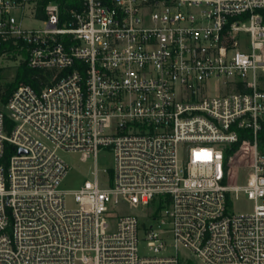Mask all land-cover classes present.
Instances as JSON below:
<instances>
[{"label": "built area", "instance_id": "1", "mask_svg": "<svg viewBox=\"0 0 264 264\" xmlns=\"http://www.w3.org/2000/svg\"><path fill=\"white\" fill-rule=\"evenodd\" d=\"M5 41L0 264H264V0H0Z\"/></svg>", "mask_w": 264, "mask_h": 264}, {"label": "rangeland", "instance_id": "2", "mask_svg": "<svg viewBox=\"0 0 264 264\" xmlns=\"http://www.w3.org/2000/svg\"><path fill=\"white\" fill-rule=\"evenodd\" d=\"M36 25V23H32ZM17 53V52H16ZM19 55V54H18ZM14 52L11 54H6V56H2L0 59L2 68L0 73V85H4L5 82L10 81L13 78L14 71L18 66V60L20 59L19 56ZM217 91V86L214 84L209 85L208 92L210 94H215ZM2 104L0 103V107ZM61 157L69 164L70 168L62 181V188L67 191H71L78 187L85 178L90 177L88 173L89 168L92 167L93 162L91 159L82 160L80 158L79 153H61ZM247 160H242L238 155H236L235 160L233 161V165L240 164V167L246 168L247 167ZM97 164L99 168H110L113 164L112 154L108 150L100 151L97 156ZM236 170L237 167H236ZM240 180V179H239ZM237 181V184H241L242 182ZM68 203H71L68 197ZM233 210L236 212H243L251 210L253 203L251 200L247 199L246 196L240 195L237 199L233 201ZM116 214L122 213H131L133 210H130L126 205L119 204L117 207L114 208ZM183 252H186L184 249Z\"/></svg>", "mask_w": 264, "mask_h": 264}, {"label": "trees", "instance_id": "3", "mask_svg": "<svg viewBox=\"0 0 264 264\" xmlns=\"http://www.w3.org/2000/svg\"><path fill=\"white\" fill-rule=\"evenodd\" d=\"M49 0H42L43 3ZM63 5L67 0H57ZM70 1V0H68ZM12 44L10 41L0 42V55L4 51H11ZM2 68H0L1 73ZM36 76H42L41 72L32 68H29L26 65L25 61H21L20 64L16 67L14 71L13 78L5 82L4 85H0V103L3 105L9 94L20 84V83H28L31 85L36 84ZM243 138V137H242ZM236 146H233L231 150L227 151L225 157L228 159V156L231 154L233 150L236 149ZM258 146L259 149L264 152V126L258 134Z\"/></svg>", "mask_w": 264, "mask_h": 264}, {"label": "water", "instance_id": "4", "mask_svg": "<svg viewBox=\"0 0 264 264\" xmlns=\"http://www.w3.org/2000/svg\"><path fill=\"white\" fill-rule=\"evenodd\" d=\"M23 151V149L22 148H20L19 150H18V152H22Z\"/></svg>", "mask_w": 264, "mask_h": 264}]
</instances>
